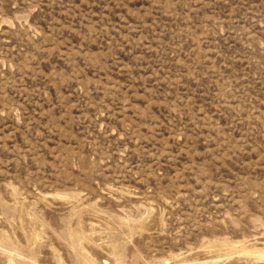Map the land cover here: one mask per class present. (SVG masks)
<instances>
[{"label":"rangeland","instance_id":"1","mask_svg":"<svg viewBox=\"0 0 264 264\" xmlns=\"http://www.w3.org/2000/svg\"><path fill=\"white\" fill-rule=\"evenodd\" d=\"M0 264H264V0H0Z\"/></svg>","mask_w":264,"mask_h":264}]
</instances>
